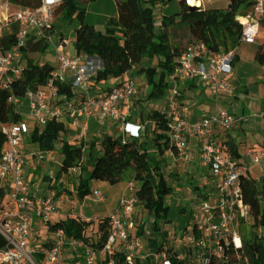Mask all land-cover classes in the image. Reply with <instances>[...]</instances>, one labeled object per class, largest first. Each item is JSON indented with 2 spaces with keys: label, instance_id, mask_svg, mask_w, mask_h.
Here are the masks:
<instances>
[{
  "label": "built area",
  "instance_id": "2783aa9c",
  "mask_svg": "<svg viewBox=\"0 0 264 264\" xmlns=\"http://www.w3.org/2000/svg\"><path fill=\"white\" fill-rule=\"evenodd\" d=\"M250 1V9L234 19L241 26L239 41L244 43L255 41L264 15V0ZM59 2L40 0L35 9H18L6 21L5 26L15 24L17 30L14 44L0 52V88L7 87L11 79L21 74L23 65L19 60L22 48L46 37L54 8ZM47 40L57 65L53 67L47 84L34 90L28 89L23 97L27 101L33 128H44L49 121L74 113L83 120L90 117L99 121L121 119L124 122L121 126L122 139L138 138L141 126L125 122L119 111L120 105L129 104L137 94L133 79L111 84L105 92L93 95L90 87L101 67L100 61L76 54L65 38L53 40L49 35ZM234 59V50L212 51L203 41L194 40L173 58V66L167 76L169 93L164 97V103L169 118V143L176 158L186 163L190 159L189 141L193 140L196 160L205 171L206 179L192 209L190 233L194 244L189 264H208L211 258L223 257L228 246L241 247L239 225L250 219L248 206L242 199L241 177L249 175L251 167L258 166L260 183H264V148L247 149L246 161L239 162L230 154L225 142L234 117L218 101L224 96L234 95L235 87L230 79ZM54 80L69 85L73 96L58 94ZM189 80L198 81L217 101L213 110L194 120L188 118L187 104L179 99V84ZM23 98L10 97L8 101L17 110L16 105ZM0 131L6 137L0 150V189L6 191L0 206V234L6 241V248L0 252V264H37L33 258L36 252L43 254L47 264H73L62 256V250L68 244L79 245L81 252L78 257L83 264H96L101 260H105L106 264H116L117 255L121 256V264H138L140 241L135 234L138 224L132 217L137 203L133 181L127 185L132 193L121 195L117 210L109 215L110 230L101 248L85 245L81 241H67L62 228L52 231L47 247H31L34 220L48 222L53 215H58L57 205L63 198L54 190H49L42 197L28 194L24 171L27 153L22 148L29 132L25 121L0 123ZM37 155L42 158V153ZM73 172H78V168H73ZM66 175L64 171L63 176ZM93 193L98 200L103 199L97 191ZM69 203L74 206L73 197ZM151 255L153 264H176L173 253L169 254L165 246L161 245Z\"/></svg>",
  "mask_w": 264,
  "mask_h": 264
},
{
  "label": "trees",
  "instance_id": "16d2710c",
  "mask_svg": "<svg viewBox=\"0 0 264 264\" xmlns=\"http://www.w3.org/2000/svg\"><path fill=\"white\" fill-rule=\"evenodd\" d=\"M93 0H60L55 6L51 27L46 37L30 43L22 48L24 65L19 76L11 79L7 87L0 88V123L12 124L22 120L21 114L15 110L10 97L23 98L28 89H37L47 84L51 77L53 66L47 62L38 63L27 56V52L44 53L49 47L48 36L55 33L60 24L78 21L74 29L73 50L76 54H84L97 58L100 69L97 70L94 83H104L110 79L121 77L125 72L137 66L136 73L143 76L147 85L146 100L160 99L169 90L167 76L173 66V58L178 55L186 44L203 41L210 50H234L240 43L241 26L235 22V16L245 14L251 7L250 0H229L226 8H198L191 10L185 0H178L179 10L163 16L159 23L160 33L154 31V8L163 6L169 0H114L116 15L111 16L103 30L95 29L93 25L84 22L86 3ZM9 3L17 9H35L40 0H0ZM243 9L240 10V7ZM17 27L11 25L9 34L0 37V51L9 49L15 40ZM58 37L63 38L61 34ZM179 49V42H183ZM142 58L155 59L154 64L142 65ZM234 61L237 56L234 53ZM254 60L261 61L264 66V40L257 47ZM58 94L72 97L73 91L67 84L58 83ZM145 119L153 123L151 132L152 145L159 156L152 164V155L137 139H122L118 136L104 135L91 140L88 149L93 152L90 163L80 165L75 195L82 199L89 193L88 183L93 180L106 181L109 184L120 182H139L135 190L137 203L148 213L154 215L152 228L158 230L157 217L166 216L167 196L172 194V186L168 183L164 171L165 152L173 151L169 143L165 112L150 109ZM53 121V120H51ZM50 131H39L34 127L29 136V142L35 144L41 151H52L54 142H61L64 160L71 157L74 147L58 135L57 129L65 127L61 122L53 124ZM58 127V128H57ZM6 141L0 131V150ZM232 156L238 158L237 143L225 141ZM59 173V172H58ZM176 174L174 173V177ZM243 202L248 206L250 221L239 225L241 247L228 246L223 257L211 258L208 264H264V183H258L255 177L243 175L240 180ZM6 195L5 189H0L1 201ZM182 211V209L180 210ZM93 220L82 219L79 215H67L64 219L52 223L48 228L53 231L62 228L67 241H81L85 245L101 248L110 230V219L102 216L97 219L96 239L87 235ZM141 234V227L138 230ZM49 244H44L47 247ZM163 246V245H162ZM159 245L158 248H160ZM6 248L5 238L0 234V252ZM168 253L170 251L168 250ZM189 254L178 258L176 264H189ZM33 258L37 264H42L44 258L41 252H36ZM96 264H106L101 260ZM116 264H121V256L117 255Z\"/></svg>",
  "mask_w": 264,
  "mask_h": 264
},
{
  "label": "rangeland",
  "instance_id": "374dc122",
  "mask_svg": "<svg viewBox=\"0 0 264 264\" xmlns=\"http://www.w3.org/2000/svg\"><path fill=\"white\" fill-rule=\"evenodd\" d=\"M201 2L203 4V8L224 9L228 6L229 0H201ZM85 8L86 11L84 15V22L91 25L96 23L102 14H107V16H109L108 19L111 16H115L116 14L114 0H93L86 3ZM242 9L243 6L240 7V10ZM17 10V7L9 3L0 2V37L5 36L6 33L8 34V32L11 31V26H5V23L12 18L14 12ZM178 10V0H169L167 4L158 8H154L152 10V14L156 20L160 13L162 14L161 16L170 15L177 12ZM248 10L249 9L246 11ZM77 26V20L60 24L55 33L52 34V39L56 40L58 35L61 34L62 37L67 40L69 45H73L74 29ZM158 26L159 24L155 23V27L158 28ZM263 40L264 15L262 16V21L255 41L253 43L240 42L234 49V53L237 58L234 61L233 72L232 76L230 77L235 86L234 102L236 100H240V102L244 104L245 108L250 109V123L247 125H242L240 135L235 138L237 143L240 142L239 148L241 150H243L249 144H253L252 148L254 149L262 148L261 140L263 138L262 134L264 133L262 121L264 118L261 116L258 107L260 105V101H264V69L262 68L263 65L261 64L260 60H254V54L257 50V47L263 42ZM183 44L184 41L179 42V49H182ZM27 56L33 58L38 63L47 62L54 67L57 65L50 45L44 53L27 52ZM146 61H148L146 58H142L141 60L143 64ZM19 62L21 65H24L25 63L23 58H21ZM133 75L134 76L132 79L135 82L137 88L138 98L136 103L133 105H136V110L130 111L138 114L139 117H142V115L150 109H157L159 111L166 112L167 107L164 101L161 99L146 100L147 85L143 76L135 72ZM243 87H246L247 92L242 93L241 90ZM93 88L94 86L91 85L90 90L92 91ZM168 93L169 90L167 91L166 95ZM187 107L190 112V106L187 105ZM226 108L231 113L237 112L239 115L237 108H234L231 105L227 106ZM16 109L21 114L22 119L27 125L32 124V120L28 116V106L25 98H23L20 103L16 105ZM245 113L246 111L244 114ZM66 119L69 120V117H66ZM53 122L56 121L53 120ZM53 122L49 121L43 131H50L54 126ZM65 125V130L60 127L57 129V132L61 138L63 137L67 143L74 147L70 159L67 161L63 159L61 142L56 140L54 143V149L51 153H49L48 158L45 157L43 161L45 164L50 165L48 167L51 175H54L58 170H64L68 173H71L66 179H64L66 181V186L71 189L75 186L73 180L76 181L78 175L77 172H73V168H78L80 165L88 164V161L90 160V154L87 152L86 145L82 144V146H80V143L82 142L87 144L88 141L85 140V137L86 139H89V137L91 138L93 136L86 131L83 119H79L77 126L74 128L68 127V122L65 123ZM146 138L148 139L149 136ZM27 144L29 145L30 142L28 141ZM146 149L148 150L149 154L152 155L151 163L154 164L159 157L157 152L155 151L152 144L147 145ZM171 152L173 151L168 150L165 152V166L163 168L166 179L172 186V194L167 196L165 199V203L168 205L165 219L157 217V221H159V230L156 231V233L159 235V238L156 239V237H154L152 234V232H154V230H152V221L155 218L154 215L148 214L139 203L135 204L132 217L134 220L139 221L141 225H143L142 231L145 232L144 238H142L143 242L149 243L150 241H155L154 239H156V242L163 244V246H165L171 254L173 253L174 257L181 258L187 254H190L189 252L194 244L190 233L192 218V213H190V211H192L198 199L195 194V198H192L191 195H193V190L196 189L193 184H196V187H200V185H202L204 173H202V175H196L195 171L192 168H189L187 163L178 160L174 155L175 153ZM259 172V167L254 166L249 169L248 174L255 177L256 180H258V183H260ZM174 173L176 174L175 177ZM187 175H191L192 178H188ZM124 183L126 182L109 184L106 181L93 179L88 183L89 193L82 199H79L76 195H74V206L72 207L67 201L65 203L67 208H65L64 212H74L82 219L89 218L93 220L92 226L87 230V235H89L92 240H95L97 219L102 216H108L115 212L119 206L121 195H128L132 193V191L127 188V186L124 188ZM134 184L137 188L139 182H135ZM94 191H97L103 199L98 200L96 195L93 193ZM181 209L182 211H180ZM61 217L62 216H59V218ZM50 220L52 223L56 219L52 218ZM249 221L250 219L248 222ZM34 222L35 223L32 225L33 235L31 239V247H35V249H37L39 247H44V244H49L52 237V231L48 228L47 224L41 223L38 226H35L37 225L36 222H38V219H35ZM140 250L145 255L148 254L143 251V248H140ZM80 252L81 250L78 244H68L62 250V256L65 260L73 264H83L80 262V258L78 257ZM42 264H47L44 258L42 260Z\"/></svg>",
  "mask_w": 264,
  "mask_h": 264
},
{
  "label": "crops",
  "instance_id": "0c3cea01",
  "mask_svg": "<svg viewBox=\"0 0 264 264\" xmlns=\"http://www.w3.org/2000/svg\"><path fill=\"white\" fill-rule=\"evenodd\" d=\"M201 7L203 8V4L200 1V8ZM161 15L162 14L160 13L158 18L155 20V23L159 24L160 21L162 20L163 16H165V15H163V16H161ZM108 17L109 16H107V14L106 15L102 14L100 16L99 20L92 25L94 26L95 29L103 30L105 27V24L107 22ZM154 31L157 33H160L161 28L159 26H158V28L155 27ZM70 46L72 47L73 45H70ZM154 60L155 59H148V61H146L144 64L142 62H141V64L142 65L154 64ZM262 68L264 69V66H262ZM136 71H137V66L130 69L129 71L125 72L119 78L110 79L104 83H98V84H96V83H94V81H92L91 85L94 86V88L92 90L93 95H97V94H101V93L105 92L106 90H108V88L111 86V84L123 81V80L128 79V78L132 79L134 76L133 73L134 72L136 73ZM232 84H233V82H232ZM241 91H242V93L247 92L246 87H243ZM137 98H138V94H136L131 99L129 104L120 105L119 111H120V114L123 117V120L125 122L128 121L130 123H135V124H138L141 126L140 135L136 139L139 142H143L144 147L146 148L147 145L152 144L151 133H149V132H152L154 125H153V123H151L145 119V114L149 110L146 111L145 114L142 115V117H139L138 114L130 111V110H136V105L135 106H133V105H134V103H136ZM160 99L162 101H164L165 98L162 97ZM179 99L182 103H185L188 106H190V112H189L188 118L191 120L196 119L199 115H201L205 112L213 110V108L217 102V101H214V99L210 96V94L202 87V85L198 81H191V80L183 81L179 84ZM234 100H235V94L233 96L222 97L218 101V103L220 105H223L224 107L231 105L234 108H237L239 115L237 114V112H232L234 120H233V122H232V124H231V126L227 132L226 137H225V140H231V141L237 143L235 141V138L240 135V130L242 129V125H247L250 123V120H249L250 119V109L245 108L244 104L241 103L240 100H236L235 102H234ZM259 104L260 105H259L258 109L260 111L261 116H263V118H264V101H260ZM233 111H235V110H233ZM245 111H246V113L244 114ZM64 116L61 117L60 119L55 120V121L61 122L64 127H66L65 123H67V122H68V127H70V128H74L77 126L79 118L74 113H68V114H65ZM66 117H69V120H67ZM56 122H53V123H56ZM123 123L124 122L121 119H118V120H111L110 119V120H106V121H99L96 117H90V118L84 119L86 131L88 133H90V135H92L93 137H91V138L89 137V139H86V137H85V140L88 141V143L86 144V143L81 142L80 146H82V144L86 145L87 152L90 154V156L93 155V152L88 149L89 142L91 140H93L94 138L100 136V135L101 136L113 135V136H118V137L122 138L121 137V126ZM262 126H264V120L262 121ZM28 127H29V132L25 136V141L22 145V148L27 153L25 164H24V171H25V174H26L27 180H28V185H27L28 186V194L32 195V196H36V197H42L49 190H54L57 192V195L59 197L63 198V201L57 205V207L59 209L58 215H53L51 217V219L52 218L56 219L54 222H56L58 219L59 220L64 219L67 215H78L74 212H70V213L64 212L65 208H67L65 203L67 201L69 202V199L75 195L78 175H77V180L76 181L73 180V183L75 184V186L71 189L66 186V183H65L66 181L64 180L71 173L67 172V175L63 176L64 170H60V171L58 170V171H56V173L54 175H51L49 167H48L50 165L45 164L43 160L45 157L48 158L49 153H51L52 151H41L37 148V146L35 144H33L31 142L28 145L27 142L29 141V136H30V133L33 129V125L30 124V125H28ZM44 128H40L39 131H42ZM147 136H149L148 139L146 138ZM262 137L263 138L261 140V147L264 148V133L262 134ZM239 143H237V145H238L237 150H238L239 157L238 158H236L234 156L233 157L235 159H237L239 162H245V153H246L247 149L252 148L253 144H249L243 150H241L239 148ZM173 152H171V153H173ZM38 153H42V158L38 157V155H37ZM167 153H169V152H167ZM189 155H190V159L188 162H186L188 164L189 168H192L195 171L196 175H199V174L202 175V173H204V176H205V171H202L203 169L201 167H199L198 162L196 160V149H195V143L193 140L189 141ZM63 159H64V155H63ZM88 163H90V160L88 161ZM79 167H78V172H77L78 174H79ZM204 176L202 178L203 181H202V185H200V187H198V186L196 187V184H193L196 189L193 190L194 191L192 193L193 195H191L192 198H195V196L198 195L199 191L200 192L203 191V189H204L203 185L205 184V181H206ZM187 177L192 178L191 175H187ZM124 184H125L124 188H126L128 183L126 182ZM105 186H107V185H105ZM194 194H195V196H194ZM190 213H192V211H190ZM59 216H62V217L59 218ZM54 222H52V223H54ZM135 222H137V224H138V228H137L135 234H136L138 240L140 241V246L137 249V251H138V264H153V257L151 255L152 252L155 251L156 249H158L159 245H163L161 243L156 242V239L159 238V235H157L156 231H158L159 229L154 230L152 228V230H154V232H155V233L152 232L154 237H156V239H154L155 241L152 240L149 243L143 242L142 238H144V234H145V232L142 231L143 225H141V223L139 221L135 220ZM41 223L47 224L48 227L52 224L51 220L48 222H44L43 220L38 219V222H36L37 225H35V226H38ZM48 223H50V224H48ZM158 223H159V221H158ZM158 226H159V224H158ZM140 227H141V234L138 233V230L140 229ZM155 243H156V245H155ZM140 248H143V251L148 253L147 254L148 256L145 255L140 250ZM191 250L189 252L190 254H191Z\"/></svg>",
  "mask_w": 264,
  "mask_h": 264
},
{
  "label": "bare ground",
  "instance_id": "6f19581e",
  "mask_svg": "<svg viewBox=\"0 0 264 264\" xmlns=\"http://www.w3.org/2000/svg\"><path fill=\"white\" fill-rule=\"evenodd\" d=\"M188 4L195 5V6H200V1L201 0H186Z\"/></svg>",
  "mask_w": 264,
  "mask_h": 264
},
{
  "label": "water",
  "instance_id": "95a60500",
  "mask_svg": "<svg viewBox=\"0 0 264 264\" xmlns=\"http://www.w3.org/2000/svg\"><path fill=\"white\" fill-rule=\"evenodd\" d=\"M186 4L189 7V9H191V10H196V9L200 8V6L198 7V6H195V5L188 4L187 1H186Z\"/></svg>",
  "mask_w": 264,
  "mask_h": 264
}]
</instances>
